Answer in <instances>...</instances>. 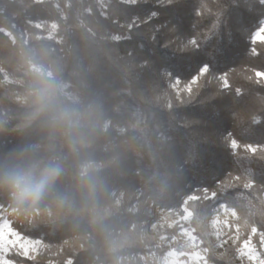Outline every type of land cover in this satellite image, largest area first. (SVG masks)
I'll return each mask as SVG.
<instances>
[{"label": "trees", "instance_id": "trees-1", "mask_svg": "<svg viewBox=\"0 0 264 264\" xmlns=\"http://www.w3.org/2000/svg\"><path fill=\"white\" fill-rule=\"evenodd\" d=\"M260 19L257 0H0V150L23 142L49 148L65 168L58 189L74 203L72 212L49 199L23 210L0 192L13 227L45 244L35 259L9 258L142 264L139 256L160 240L147 232L155 206L174 208L188 221L210 264H237V246L249 240L261 248L264 80L257 73L264 74V43L250 42ZM202 60L211 70L191 83ZM38 70L59 77L66 101L101 109L100 126L78 156L38 125L25 126ZM166 70L191 91L178 95ZM233 138L239 149L230 147ZM249 144L255 153L243 147ZM85 160L99 166L104 185L95 222L82 211L77 188ZM222 204L237 214L231 232L239 240L220 254L211 221Z\"/></svg>", "mask_w": 264, "mask_h": 264}, {"label": "clouds", "instance_id": "clouds-1", "mask_svg": "<svg viewBox=\"0 0 264 264\" xmlns=\"http://www.w3.org/2000/svg\"><path fill=\"white\" fill-rule=\"evenodd\" d=\"M33 59L41 54L31 53ZM29 110L25 126L38 125L51 142L62 143L68 152L78 156L91 144V134L100 126L102 112L94 102L65 99L62 81L46 70L33 73L28 89ZM99 166L85 160L80 163L77 188L84 208L95 222L97 203L104 191L98 175ZM65 174L60 157L40 143L23 142L0 150V192L6 193L19 209L35 208L49 199L59 210L72 212L73 201L58 189Z\"/></svg>", "mask_w": 264, "mask_h": 264}, {"label": "rangeland", "instance_id": "rangeland-1", "mask_svg": "<svg viewBox=\"0 0 264 264\" xmlns=\"http://www.w3.org/2000/svg\"><path fill=\"white\" fill-rule=\"evenodd\" d=\"M124 1L136 3L138 0ZM259 77L264 80V74ZM173 84L174 82H170V87L178 95L183 91L188 92L186 85L181 83L174 87ZM187 86H190V84H187ZM213 213L214 215L211 221L212 240L215 244L216 251L221 254L226 248L237 246L239 234L237 231L234 233L231 232V226L232 223L237 220V214L224 204L214 208ZM0 214H3L5 219L10 222V227L12 229L20 233L26 241L31 242L25 243L24 245L29 250L27 255H20L16 250L7 253V258L12 264L17 263L9 258L11 255L35 259L45 250V244L41 239L26 236L13 227L12 211L8 210L6 207L0 206ZM153 217L154 221L148 226L147 232L151 235H159L160 240L155 250L146 255L139 256L142 264H149L152 262H156L157 264H210L206 260L205 251L201 247L193 228L188 221L179 216L176 209L155 206ZM37 241L39 243H36ZM261 259H264V247L260 248L253 240H249L237 246L235 258L237 264H260Z\"/></svg>", "mask_w": 264, "mask_h": 264}, {"label": "snow or ice", "instance_id": "snow-or-ice-1", "mask_svg": "<svg viewBox=\"0 0 264 264\" xmlns=\"http://www.w3.org/2000/svg\"><path fill=\"white\" fill-rule=\"evenodd\" d=\"M168 3H172L173 0H167ZM258 6L260 8L261 14L264 15V0H257ZM157 15V12L153 11L151 13L152 17H155ZM258 27L255 31L251 32L250 35V42L252 44L259 42L264 43V19H260L258 21ZM129 27H132L130 25ZM244 31H247V29H244ZM119 39V37H117ZM192 47L199 49V44L195 38L191 39L189 41ZM253 52H255V49H253ZM211 70V64L208 61H201L200 65L197 69V75L192 77L191 83H195L200 76H203L204 74L209 73ZM167 75L169 77H173L174 74L171 71H167ZM258 76L262 75L261 73H257ZM223 81V84L225 87H228V81L224 76H221L220 78ZM181 84V78L178 75L174 76V84L173 86H178ZM187 90L190 92L191 87L187 86ZM237 93L239 94V90H237ZM230 147L232 149H239L241 145L236 139H230L229 141ZM245 150L255 153L257 151V146L253 145H244L243 146ZM264 149V148H261ZM25 243H31L30 241H26L24 237L20 235V233L16 232L14 229L10 227V222L5 219L3 214H0V264H12V262L7 258V253L16 250L18 254L20 255H27L28 254V248H26L24 245ZM36 243H39L38 241ZM262 247H264V235H262ZM259 254V253H258ZM68 264H71L69 261ZM260 264H264V259L260 260Z\"/></svg>", "mask_w": 264, "mask_h": 264}]
</instances>
